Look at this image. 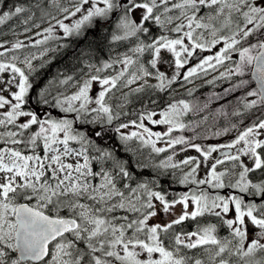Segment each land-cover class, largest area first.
Here are the masks:
<instances>
[{"label": "snow or ice", "instance_id": "1", "mask_svg": "<svg viewBox=\"0 0 264 264\" xmlns=\"http://www.w3.org/2000/svg\"><path fill=\"white\" fill-rule=\"evenodd\" d=\"M49 2L55 7V14L45 10L44 0H36L30 7L13 4L0 14V25L23 15V31L29 33L47 23L42 31L35 32L36 37L43 36V39H35L31 43L33 37H28L30 45L35 47L60 38L55 35L57 29L62 30L63 37L80 36L85 26H93L94 20L97 21L94 26L99 28L100 22L109 21L117 13L116 29L123 34L113 32L111 40L135 37L138 42L131 51L139 56L149 53L148 64L156 70L159 83L149 85L145 78L153 73L127 54L117 61H105L100 67L88 65L90 73L95 68V74H90L73 95L63 99L57 97L52 104L61 112L77 113L76 119H81L83 113L85 118L82 122L85 124L102 120L101 113L106 116L108 124L119 119V114L113 115L112 108L105 103V97L126 73L128 76L123 80L122 87L144 80L132 91L142 92L146 87L163 91L181 76L184 81L192 82V78L199 73L216 71L225 61H232L233 53H238V60L233 61L235 67H227L215 79L230 80L233 76L250 74V80L241 79L232 88H226L225 95L248 87L254 81L255 87L248 90L242 100L247 97L257 99L245 102L244 108L264 106V0ZM0 5L8 7L7 0H0ZM33 8L41 13L40 23L35 22ZM252 37H255V42L250 39ZM8 44V41H0V49H3L0 51V74L11 73L7 80L0 78V264H231L233 256L238 257L242 264H264V202L246 203L243 196L210 197L204 192L199 195L184 193L179 198L169 199L163 190L150 187L151 182L137 181L133 187L135 175L128 161L117 160L112 152L99 148V156L90 158L84 144H92L93 141L85 133L75 132L73 121L55 119L50 115L44 118L37 111L25 108L31 100L30 90L34 87L30 75L37 71L33 60L43 57L48 49L42 51L40 57L26 55L20 61L27 69L26 74L25 69L17 66L19 56L3 58L6 53L29 45L23 40L12 42L10 47ZM218 45L220 47L213 54L186 68L197 50L211 52ZM162 52L170 53L174 59L168 60ZM115 63L123 65L117 75H99L113 68ZM163 63H168L170 67L174 63L175 72L170 79L159 70L158 65ZM133 65L137 68L129 73ZM181 69L186 70L181 73ZM70 80L71 76L61 83L66 84ZM94 81L99 82L102 90L95 99L98 107L91 109L97 115L88 120V105L92 103L89 92ZM36 97L37 103L42 106L50 103L46 89L38 91ZM74 102H80L79 107ZM191 110L189 103L179 100L161 111L159 119L153 118L157 115L154 111L141 114L139 124L136 121L130 123L143 129L147 138L138 132L130 135L121 133V129L129 127L128 123H121L115 131L121 133V141L137 138L143 145H151L156 153L166 152L176 145H187L205 162L212 153L232 149L242 143L243 147L237 154L222 153L224 159H216L202 179H197L201 161L191 156L183 159L180 164L192 167L180 183L236 188L240 193L259 196L264 201V182L253 183L248 178L256 170H264V139L257 138L264 136V118L247 126L230 143L204 148L183 136L171 137L174 130L186 127L179 118ZM144 120L168 126L163 133L164 137H169L167 147L156 146V142L163 138L162 134L151 131L143 123ZM227 131L224 130L225 133ZM104 134L102 127L91 133L100 139L104 138ZM220 134L216 133L217 136ZM41 142L43 156L36 152ZM70 142L79 143L80 149L70 147ZM21 145L30 149L32 154H25L19 147ZM249 155L253 158V166L241 160V156ZM67 158H72L74 162H66ZM106 159L113 161L115 173L103 166L98 171L93 170V160L102 162ZM168 160L171 161L172 156ZM225 160L233 162V169H240L235 183H225V177L231 174L229 171H217V165ZM180 164L162 162L159 167L178 168ZM97 178L99 183H93ZM177 205L181 206L179 210ZM230 205H234V218L224 219L223 223L230 229L231 238H219L215 225L188 232L174 230L186 220H196L205 214L217 217L227 215L232 210ZM118 211L124 214L116 215ZM162 216L168 219L164 220Z\"/></svg>", "mask_w": 264, "mask_h": 264}, {"label": "rangeland", "instance_id": "2", "mask_svg": "<svg viewBox=\"0 0 264 264\" xmlns=\"http://www.w3.org/2000/svg\"><path fill=\"white\" fill-rule=\"evenodd\" d=\"M62 3H65L66 0H61ZM26 15V14H25ZM59 18H62L60 16ZM23 19V15L20 17H15L12 21H7L3 25H0V41H8L9 44L7 45L10 47L12 42H15L16 40H23L26 45H29L28 47L20 50H16L15 52H8L6 53V56L3 59H9L12 55H17L20 57V60L16 61L17 66L25 69L27 74V69L24 64H22L20 61L24 59L26 55H36L37 57H40V53L44 51L45 49H48V51L45 53L43 57H40L36 60H33V66L35 69H38L44 62H46L48 59L51 58V56L59 51H61L65 47V42L61 41V39L65 38L62 36V30L57 29L56 36L60 37L58 39H50L45 44L37 45L35 47H32L30 45V42L28 40L29 36L33 37V40L31 43H34L35 39H43V36L36 37L35 32L42 31L44 27H47V23L41 24L40 29L33 28L31 32L24 33L23 29L25 27L24 24L21 23V20ZM76 18H73V20ZM66 23H70V21H65ZM30 26V25H29ZM253 42H255V37L250 38ZM138 42V41H137ZM137 42L132 45L128 51L124 54L118 55L117 58L114 61H117L118 59H122L125 54L128 56H131L134 60H138L139 63H143L146 67L149 68V70L153 73V75L146 77L149 85H155L158 84V80L155 76V69H151L150 65L148 64V60L151 58L149 53H145L143 56H139L138 54H134L131 49L136 46ZM220 47V45L217 46V48L212 49L211 52H201L197 50V53L194 55L193 58L190 59L189 65L186 66H194L196 63L199 62V60L207 55L213 54L217 49ZM0 51H3V49H0ZM162 55L165 56L168 60H173L174 58L171 57L170 53L162 52ZM238 60V53L232 54V61H225V64L223 66H218L216 71L209 70L207 74L199 73L196 77L192 78V82H186L183 80L182 76L181 78L174 84H172L171 87V93L172 94H181L186 92H192L196 90L198 87L202 85H213L214 90L200 93L192 102H189V104L192 106V110L183 114L179 119L182 123L185 124V128L183 130H174L171 134L172 138L183 136L186 140L191 141L195 144H200L202 147L207 148L209 146L214 145H220V144H226L231 142L236 138L237 135L241 131H243L247 126H250L253 124V122H256L257 117H261L264 114V106L257 105V107L253 109H248L247 112H242V104H244L247 101H250L252 99H257V97H247L246 100H242V98L246 97V93L248 90H251V88L255 87V82L253 81L251 85L245 88H240L232 91L231 93L225 95V89L226 88H232L235 84L239 83L241 79H251L250 74H246L244 77H236L233 76L230 80L226 79H215L219 77L221 72H224L227 67H235L233 61ZM97 67H100L98 65H95ZM159 70L164 72L165 75L170 79L172 75H174L175 69H174V63L170 67L168 63H163L161 65H158ZM123 68L122 64L115 63L113 68L107 69L102 71L99 75L101 77L104 76H115L118 74L119 71H121ZM137 68V65H133L129 69V73L131 71H135ZM186 69H181V73H183ZM90 74H95V68L91 69V73L88 70V73L82 77L80 80L74 82L63 95H61L59 98L63 99L66 96L73 95L80 85H82L83 81L85 79L89 78ZM11 73L5 72L3 74H0V78H3L7 80L10 78ZM128 73H126L125 77L121 79L120 82H118V85L116 88L112 89L105 97V103L109 106H111V103L114 102L117 98L120 96L132 92V89L138 87L140 84L144 83V80L137 81L135 84H132L128 87H122V83L124 79H127ZM209 81H214L213 83H209ZM167 84V81H165ZM16 90V89H13ZM102 90V86L99 84L98 81H94L92 88L89 92V97L92 101L88 105L90 115V120L94 116L97 115V113L91 112L92 108L98 107L95 104V99L98 96V93ZM219 97V98H217ZM80 102H74L76 107H79ZM207 104V107L205 105ZM66 106V105H65ZM235 112H239V115H235ZM65 113V112H64ZM67 113H75V112H67ZM50 115V113H47ZM77 114V113H75ZM47 115V116H48ZM53 118L56 116V112H52ZM102 120H98L94 123H90L92 126L99 125L101 122L106 118L104 114H100ZM154 119H159V113L153 117ZM186 118V119H185ZM56 119V118H55ZM143 123L146 127H148L153 132H160L162 134V139L160 141L156 142L157 147H167V140L169 137H164L163 133L167 130V125L163 124H151L149 121L144 120ZM235 125V127H233ZM11 127V126H9ZM225 129H228L227 133L224 132ZM132 132H138L141 133L147 138V134L143 133V129H140L136 127L135 125L131 124L126 129H121V133L124 135H130ZM221 133L219 136L216 135V133ZM63 134H61L62 136ZM152 139H155L153 137ZM131 141H135L136 144H134V147L132 148V151L138 152V148H144L146 150V154L148 155V162L146 163V167L150 168L152 166H156L158 168V171H162L164 168L159 167V165L164 162L168 164H180V162L191 156L196 157L201 161V167L198 170L197 173V179L205 178L207 173L210 171L211 168V161H213L215 155L217 152L212 153L211 157L205 162L203 161V157L197 153L194 149L188 147L187 145H176L175 148H168L166 152L162 153H156L152 150L151 145H143L139 139L133 138ZM243 147V144H240ZM70 147L79 150L81 146H75L73 142H70ZM184 149V150H181ZM32 154V153H28ZM88 154V153H87ZM43 156V155H42ZM172 156V160L169 161L168 157ZM66 162H74L72 158H67ZM80 162H83V159L80 158ZM244 163L248 166H252L251 158H246ZM191 165H183L180 164V167L178 168H172L168 167L166 169L171 170L170 173L174 175L179 174H185L188 171H190ZM219 166H217V171H227L226 169H218ZM229 170H231V167H229ZM240 169H236L237 179L238 173ZM251 181L252 179L250 176L248 177ZM236 179V180H237ZM93 183H99V178H97ZM200 190L196 191V195H199V192H204L210 197H215L216 195L230 197V196H243L245 199V202H255V203H261L262 201L261 197L259 196H248L247 194L240 193L238 189L231 188V187H224V188H213L211 185L205 184V185H198ZM86 202V201H85ZM180 205H177V210L180 209ZM232 210L225 215L224 218L231 219L234 218L235 212H234V205H230ZM191 208V206H190ZM219 211V209H217ZM212 215V214H211ZM223 216V214H222ZM223 218V219H224ZM162 219L167 220V216H162ZM230 230V229H229ZM187 251V250H185ZM195 251V250H194ZM191 254V252H189ZM227 256V254H225ZM206 259V257H205ZM231 264H235L231 262ZM238 264V263H236Z\"/></svg>", "mask_w": 264, "mask_h": 264}, {"label": "trees", "instance_id": "3", "mask_svg": "<svg viewBox=\"0 0 264 264\" xmlns=\"http://www.w3.org/2000/svg\"><path fill=\"white\" fill-rule=\"evenodd\" d=\"M35 2L36 0H7L8 7L0 5V14H2V11L8 10L13 4L30 7ZM44 2L45 10L55 14L56 9L50 4L49 0H44ZM32 10L36 12L35 22L40 23V11L35 8ZM14 18L7 21L10 22ZM117 19L118 14L114 13L109 21L100 22L99 28L94 26L97 23L94 20L92 27L85 26L81 30L80 36L73 35L61 39V41L65 42V47L61 51L53 54L37 71L30 75V82L33 83L34 87L33 90H30L31 100L25 108L27 110L37 111L44 118L49 116L47 113H50V116L53 118L52 112H56V119L66 118L73 121L74 131L85 133L93 141L92 144H84V148L88 150L87 153L90 158L99 156V152L97 151V148H99L112 152L117 160L128 161V166L135 175V181L132 184L133 187L137 181L151 182L149 184L150 187L154 188V190H163V193L167 194L169 199L179 198L184 193H188L189 195L193 194V192L196 193L197 190H200L198 185L180 183L184 174L174 175L170 173L171 170L166 168L159 172L156 166L146 167V163L149 160L146 150L144 148H138V152L132 151L131 147H134L136 142L131 141L129 143L128 141H121V133H117L115 129L121 123L131 125V121H136L139 124L141 122V114L146 115L151 111L158 114L167 109L170 103H175L179 100H184L187 103L192 102L198 94L216 89L213 85H202L192 91L190 95L189 92L172 94L170 86H166L163 91L156 87H146L142 92L135 93L132 91L124 94L111 103L110 107L113 110V115L119 114V119H114L111 124L107 123L106 118L99 125L92 126L90 123L85 124L82 122V119L85 118L83 113H81V119H76L77 114L64 113L59 108L52 106L55 98L63 95L74 82L80 80L88 73V65L102 66L105 61L113 62L118 55L126 53L137 42L135 37H130L122 41L111 40L113 32H116L118 35L123 34L120 30L116 29ZM70 76L72 80L66 84L61 83L62 80H66ZM41 89L47 90V99L50 102L48 105L42 106L37 103L36 93ZM241 111H248V109L244 108V104H242ZM262 117L264 118V114ZM86 119L90 120L89 114H87ZM101 127L105 133L103 139L91 135L94 130H99ZM73 143L75 146H81L79 143ZM19 147L24 150L25 154L32 153L30 149H24L23 145ZM36 152L41 156L43 155L42 142L41 146L36 149ZM92 165L94 171H98L101 166L105 170L113 171V173L116 171L112 160L106 159L102 162L93 160ZM115 214L121 215L124 213L118 211ZM219 222V217L205 214L203 217H197L196 220H186L182 225L175 226L174 230H183L185 232L194 231L198 227L216 225ZM216 234L219 238L222 237L220 230ZM232 261L242 264L239 260L236 261L233 259Z\"/></svg>", "mask_w": 264, "mask_h": 264}, {"label": "flooded vegetation", "instance_id": "4", "mask_svg": "<svg viewBox=\"0 0 264 264\" xmlns=\"http://www.w3.org/2000/svg\"><path fill=\"white\" fill-rule=\"evenodd\" d=\"M263 118L262 116L261 117H257L256 119V122H258L259 119ZM258 139H264V136H260V137H257ZM230 143V142H229ZM227 144V143H226ZM242 146L241 145H237L235 148H232V149H220L217 151V154L215 155L213 161H211V163H215V160L216 159H224L222 153H225V152H228L232 155H235L238 153V150L241 148ZM258 151H262V150H258ZM246 158H251V162H252V166H253V158L251 157V155L249 156H241V160L245 161ZM232 163L231 161H227L225 160V162L221 165H217L219 166L218 169H221V167L223 169H226L227 171H229L231 174L226 176L225 177V183L227 184L229 181L231 183H235L236 179H237V174H236V169L238 168H235L233 169L232 168ZM229 167H231V170H229ZM250 178L252 179V182L253 183H262L264 182V170H256L255 172H252L249 174ZM217 217V216H216ZM225 215L223 214V216L219 217L220 218V222L218 224H216V229H217V232L220 230L221 231V234H222V237L221 238H224V237H230V230L227 228L226 224L223 223V220L226 219L224 218ZM224 218V219H223ZM216 232V233H217ZM218 236V235H217ZM260 254L258 253L257 254V258H259ZM235 259L236 261L239 260L238 257H231L230 260L231 262H233L232 260ZM242 262V261H241ZM236 264V262H233Z\"/></svg>", "mask_w": 264, "mask_h": 264}]
</instances>
